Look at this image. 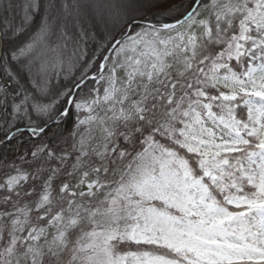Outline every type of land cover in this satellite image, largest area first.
<instances>
[{"label": "snow or ice", "instance_id": "1", "mask_svg": "<svg viewBox=\"0 0 264 264\" xmlns=\"http://www.w3.org/2000/svg\"><path fill=\"white\" fill-rule=\"evenodd\" d=\"M0 264H264V0H0Z\"/></svg>", "mask_w": 264, "mask_h": 264}]
</instances>
